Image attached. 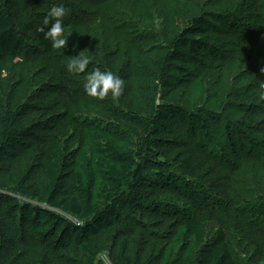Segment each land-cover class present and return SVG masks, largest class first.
<instances>
[{"label": "trees", "instance_id": "obj_1", "mask_svg": "<svg viewBox=\"0 0 264 264\" xmlns=\"http://www.w3.org/2000/svg\"><path fill=\"white\" fill-rule=\"evenodd\" d=\"M57 5L64 49L44 35ZM96 69L118 97L87 94ZM262 85L264 0H0V264H245L230 197L186 156L230 168L264 224ZM160 183L200 210L175 217Z\"/></svg>", "mask_w": 264, "mask_h": 264}, {"label": "rangeland", "instance_id": "obj_2", "mask_svg": "<svg viewBox=\"0 0 264 264\" xmlns=\"http://www.w3.org/2000/svg\"><path fill=\"white\" fill-rule=\"evenodd\" d=\"M44 18L42 21H44ZM53 22L54 21L50 19L47 26H51V23ZM64 85L65 87L63 94H58L57 96L59 99H66L69 95L68 85ZM186 157L193 158V163H200L201 159L206 160L207 165H209V167L212 169L210 176L215 183L214 188L220 190L221 193H225L228 197H230L231 209L224 218L225 224L227 226L225 229L227 234H229L230 242L232 243L234 250L238 253L240 259L245 264H247V259L250 256H253L256 258V261H258V264H262L264 262V224L259 223L254 218L251 219V217L244 215V213L241 211L240 208H242V206H244V204L247 202V200L244 199L247 198L241 194L242 189L238 188L233 183V173L230 168L223 166L217 168L218 166H216V160L206 159L208 156L205 157L204 155H200V153H190L187 154ZM187 164L190 165L189 162ZM168 176L172 177L170 173ZM193 179V177L189 176L186 178L188 181ZM161 185L162 183L155 186V189L158 192L157 196L160 198V200H165L166 202L173 203L176 206L177 210L175 217L183 212L195 214L197 210H200L201 207L198 204L200 202L195 203L191 196L186 199L180 198L173 190L166 188L165 185L163 187ZM242 203L243 205H241ZM165 219L168 220V218Z\"/></svg>", "mask_w": 264, "mask_h": 264}, {"label": "clouds", "instance_id": "obj_3", "mask_svg": "<svg viewBox=\"0 0 264 264\" xmlns=\"http://www.w3.org/2000/svg\"><path fill=\"white\" fill-rule=\"evenodd\" d=\"M65 15V7L57 5L52 7L43 21L45 25H48L50 19L54 21L51 23L48 31L44 34L45 38L51 41L54 49H64L66 45V36L64 35L65 27L63 23ZM89 62L87 56L78 55L76 58L70 60L67 64V69L70 73L74 74L84 73ZM123 84V80L113 72H102L99 69H96L86 76L84 88L88 95L98 99H104L108 96L109 92H111L113 97H118L122 92ZM262 87H264V85H262ZM101 258L105 260L107 259L104 255H102Z\"/></svg>", "mask_w": 264, "mask_h": 264}]
</instances>
